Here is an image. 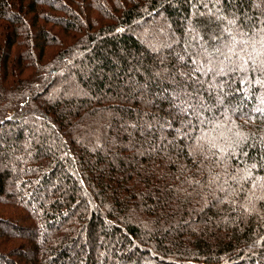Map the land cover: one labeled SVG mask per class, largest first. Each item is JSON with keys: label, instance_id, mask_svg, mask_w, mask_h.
<instances>
[{"label": "trees", "instance_id": "16d2710c", "mask_svg": "<svg viewBox=\"0 0 264 264\" xmlns=\"http://www.w3.org/2000/svg\"><path fill=\"white\" fill-rule=\"evenodd\" d=\"M0 264H264V0H0Z\"/></svg>", "mask_w": 264, "mask_h": 264}, {"label": "rangeland", "instance_id": "374dc122", "mask_svg": "<svg viewBox=\"0 0 264 264\" xmlns=\"http://www.w3.org/2000/svg\"><path fill=\"white\" fill-rule=\"evenodd\" d=\"M192 116H193V115H192ZM169 126H170V124H169L168 126H167V125H164V126H162V129H163V130H168V129H170Z\"/></svg>", "mask_w": 264, "mask_h": 264}]
</instances>
